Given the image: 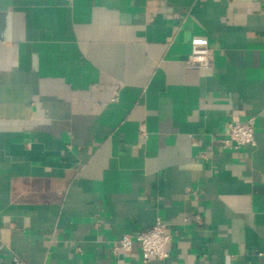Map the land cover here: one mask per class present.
I'll use <instances>...</instances> for the list:
<instances>
[{"label":"crops","instance_id":"obj_1","mask_svg":"<svg viewBox=\"0 0 264 264\" xmlns=\"http://www.w3.org/2000/svg\"><path fill=\"white\" fill-rule=\"evenodd\" d=\"M0 226V264H264V0H0Z\"/></svg>","mask_w":264,"mask_h":264},{"label":"built area","instance_id":"obj_2","mask_svg":"<svg viewBox=\"0 0 264 264\" xmlns=\"http://www.w3.org/2000/svg\"><path fill=\"white\" fill-rule=\"evenodd\" d=\"M187 67L195 69H209L214 65V55L205 43L194 42L192 51L185 61ZM256 142L254 133V120L249 119L246 122L235 121L230 124V132L224 140V145L233 149H240L247 146H253ZM172 236L168 231L167 223L158 221L150 229L137 234H125L112 248L116 255L130 253L134 245L140 246L142 258L149 261L151 258L166 260L169 258L168 244ZM1 240L0 226V249L3 248ZM15 264H23L19 259L14 258Z\"/></svg>","mask_w":264,"mask_h":264}]
</instances>
